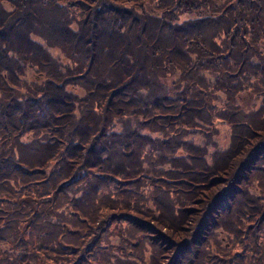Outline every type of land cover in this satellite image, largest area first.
<instances>
[{
	"label": "trees",
	"instance_id": "obj_1",
	"mask_svg": "<svg viewBox=\"0 0 264 264\" xmlns=\"http://www.w3.org/2000/svg\"><path fill=\"white\" fill-rule=\"evenodd\" d=\"M263 259L264 0H0V264Z\"/></svg>",
	"mask_w": 264,
	"mask_h": 264
},
{
	"label": "rangeland",
	"instance_id": "obj_2",
	"mask_svg": "<svg viewBox=\"0 0 264 264\" xmlns=\"http://www.w3.org/2000/svg\"><path fill=\"white\" fill-rule=\"evenodd\" d=\"M235 249H238L237 246H233L231 252L235 251ZM264 261V259H263Z\"/></svg>",
	"mask_w": 264,
	"mask_h": 264
}]
</instances>
